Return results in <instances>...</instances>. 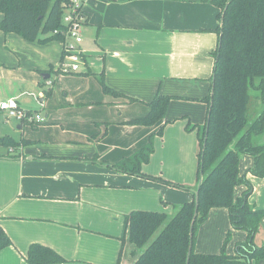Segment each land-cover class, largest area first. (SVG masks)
Wrapping results in <instances>:
<instances>
[{"label": "crops", "instance_id": "0c3cea01", "mask_svg": "<svg viewBox=\"0 0 264 264\" xmlns=\"http://www.w3.org/2000/svg\"><path fill=\"white\" fill-rule=\"evenodd\" d=\"M83 9L88 21L82 28L79 49L86 65L78 74L82 76L79 80L84 84L85 98L88 92L100 90L98 83L102 79L110 90L139 102H150L157 92L172 95L175 99L167 107V119L183 111H196L200 116L198 121L202 122L205 105L176 99L199 97L198 81L205 77L211 91L219 27V10L211 0H84ZM3 38L0 39V100L14 99L22 109L41 113L39 105L35 101L31 103L28 97L35 94L39 103L45 102L40 94L49 87L46 81L52 65L60 62L62 43L53 40L34 44L13 33ZM54 91L50 90L48 96ZM100 97V106L116 109L125 104L119 102L124 100L122 97L109 94ZM71 102L70 99L67 104ZM175 107H182L183 111L176 113ZM72 109L71 104L61 105L60 111L67 115L58 118L57 112L45 108L46 119L55 120L32 125L7 119L0 111V139L10 138L16 144L15 147L0 145V230L11 242L0 250V264H27L25 255L32 244L54 250L65 260L60 264H115L116 241L105 239L108 243L105 246L96 234L101 231L99 217L106 215L101 208L121 214L141 209L102 199L101 193L110 185L109 181L100 182V178L109 179L112 173H118L107 164L113 165L140 149L163 121L151 127L123 125L113 122L111 115H102L100 122L108 125L97 126L88 116H98L92 112L93 108L88 107L86 115L80 116L72 114ZM57 121L63 130L49 141V136L56 132ZM29 134L31 138L27 137ZM127 134L138 141L134 146L126 140ZM251 142L254 144V136ZM157 155L154 150L149 158L155 161ZM252 165L251 156H242L240 174ZM246 178L252 185L248 203L254 209H264V177L247 174ZM245 190L244 185L237 186L234 196H241ZM195 191L196 188L192 198ZM228 221L226 209L210 210L199 233L204 235L203 244L200 238V246L194 244V252H217ZM208 232L210 236L206 237ZM233 237V241L243 242L246 233L233 231ZM254 242L257 246L264 245V217Z\"/></svg>", "mask_w": 264, "mask_h": 264}, {"label": "trees", "instance_id": "16d2710c", "mask_svg": "<svg viewBox=\"0 0 264 264\" xmlns=\"http://www.w3.org/2000/svg\"><path fill=\"white\" fill-rule=\"evenodd\" d=\"M66 0H0V30L16 33L29 42L45 44L62 41L54 30H61L63 7ZM219 10L218 44L213 53L214 67L210 94L200 100L206 105V120L198 133L197 212L190 238V226L195 211V196L179 206L168 217L163 213L132 211L124 217V228L130 242L140 251L133 264H246L264 259V245L254 239L264 217V209H254L247 201L252 185L250 174L264 177V145H253L252 136L264 129V0H211ZM87 19L88 14L85 12ZM105 94L122 96L100 81ZM257 92L253 99L249 91ZM175 97L157 92L148 103V113L129 122V125L151 127L160 122L167 106ZM260 100L262 110L249 120V111ZM253 111V107H252ZM256 109H254V114ZM162 129L159 131L161 135ZM0 145L15 147L10 138H1ZM153 153L151 141L132 156L112 168L120 172L140 174L139 167ZM253 158L252 167L239 172L242 156ZM244 185L241 196L234 189ZM224 208L232 229L246 232L244 242L236 245L235 254L227 255L228 233L216 255L196 254L194 244L198 227L207 219L210 210ZM191 240V252L187 256ZM11 244L0 230V250ZM27 264H60L65 260L54 250L32 244L25 255Z\"/></svg>", "mask_w": 264, "mask_h": 264}, {"label": "rangeland", "instance_id": "374dc122", "mask_svg": "<svg viewBox=\"0 0 264 264\" xmlns=\"http://www.w3.org/2000/svg\"><path fill=\"white\" fill-rule=\"evenodd\" d=\"M0 16L2 17L1 14ZM6 34L9 33H3L0 30V39L1 40L4 39L3 37ZM18 36L21 37L20 35ZM30 43H34V42H30ZM34 44H38V43H34ZM9 49L11 48L7 44L6 50L9 51ZM2 50L4 51L3 47ZM6 54H8V52H6ZM58 64L59 62L53 64L52 68L49 71L50 74L49 81H51V86L43 88L44 93L40 94V98H43L45 102L42 101V103H39L38 96H36L35 94H30L32 97H28L31 103L33 102L34 104L35 101L37 105H39L40 108L39 110L41 112L39 114L42 116L43 119H45L46 123H50L55 119L52 118L46 119L45 115L48 113L44 111L45 108H47L49 111L53 110V112L54 111L57 112L56 116L59 118L67 115L63 111H60V106L61 105L68 106L70 104L73 108L70 111L75 116H80L82 114H85V111L87 110L88 107L93 108L92 112L94 114H98V116L96 115H88V116L89 117L91 116L90 121H95L94 123L97 126H104V124L108 125V122H104V123L100 122V120L103 119L102 115L104 117L106 116L109 117V115H111L113 122L123 125H129L128 123L131 122L132 120L144 117L148 113L149 102L147 103L139 102L136 101V99H134L135 100L134 102H130L127 101L125 98H123L124 100H119V102H124L125 104L119 105L118 107H116V109H113L112 106L109 107L100 106L99 104H101L102 102L101 100L102 97L100 96H102V94H105L102 90V86L100 83H98L100 86V90L98 89V91L88 92L85 98V96H83L84 84H82V81L79 80V78L82 76L79 74H58L56 73ZM52 89H54L55 91L53 92L52 95L50 94V96H48V92ZM66 93L68 94V96L66 95ZM196 93L200 96L199 97L182 96L176 100L190 101L194 103L197 102L205 105L200 100H202L203 98L207 97L210 94L208 77H205V79L202 81H198V87L196 89ZM249 93L251 98L253 99L257 95V92L254 90H250ZM159 94L162 95L161 93ZM95 95H100V96L94 98ZM114 97L118 98V96H114ZM70 99L72 100V102L67 104V101H69ZM173 99H171V101ZM256 102L257 104L254 107V101H253L251 105V109L249 111L248 117L250 121L254 119L256 115L263 108V104L261 103L260 100H257ZM87 103L90 104V106H87ZM252 107H253V111H252ZM254 109H256L255 114H254ZM174 111L176 113H180L181 111H183V108L175 107ZM206 112H207V108H206ZM202 113L203 114H202L201 123L198 121L200 116L196 111H191L189 113L183 111L180 115L174 117L171 120L167 119L166 115H164V118L155 125H159L162 121L163 123L160 125V127L157 128V130L153 134H151L149 137L146 138L145 142L141 146L142 148L146 146L149 141H151L153 146V151L155 150L156 154L158 153L156 160L153 161V159L149 158L148 162L142 163L139 167L140 174L120 172L115 168H111L112 165L108 163L107 165H109L108 166L109 169L114 170L118 173H112V177H110L109 179L108 177L100 178V182L105 183V181H109V185H110L108 189L104 190L103 193H101L103 195V197L101 198L114 200V201L117 200L116 202L120 204H133L135 206L141 207V209L134 208L135 210L132 211L141 210L147 212L163 213L166 214V216L168 217L172 216L175 213V210L179 206L183 205L184 203H189L192 200L193 191L198 184L197 166H198L199 143L197 142H198V133L205 124L204 122L206 115L205 109L202 110ZM166 124L167 126H165ZM171 125L173 126L169 127ZM54 128H56V132L49 136V141L52 140L53 136L56 133L59 134L63 130L59 123L55 125ZM160 129H162L161 135H159ZM29 130L31 131L32 129ZM102 133L105 134V131H103ZM135 136L138 137L139 135L135 134ZM27 137L31 138L30 134ZM157 137L161 139H157ZM126 140L130 141L132 143L131 144L132 146H134L138 142L130 134L126 135ZM24 141L33 142L32 140H28V139H25ZM253 145H264V129L261 134L254 136ZM140 149H137L127 157L132 156ZM121 160H123V158L113 165H116ZM153 186H157V188H154ZM159 186H161L160 189ZM107 190H112V192H108ZM137 196H139V198ZM101 209L105 210L104 212L106 213V215L105 217H99L97 221L98 226L101 227V231L96 233L97 236H100L102 238V241L103 243H105L104 244L105 246L108 244L105 242V239H112L116 241V246L114 245V255H116L115 264H121L122 262L124 264H133L139 257V250L135 245H133L130 242L128 233L124 228V217L132 211L121 214L120 212L119 213L111 212V210L107 208H101ZM115 214H119V215H115ZM205 221L198 227L196 240H195L196 246H200L199 245L200 238L202 239V237L204 236L203 234H199V233ZM229 223H228V227L224 230L223 233L224 236L221 240L220 246L216 249L217 252H211V253L195 252V253L204 254V255L219 254L221 252L223 242L227 234L229 233L230 237L225 247V253L227 255H234L236 245L238 244V242L233 241L234 239L233 231H242L244 233L246 232L243 230L232 229ZM109 226L111 229H109ZM108 231H110V234H108ZM114 233H118V234H114ZM209 233L210 232L206 233L207 236L206 235L205 236L209 237L210 236ZM202 241L203 239L201 240V243ZM195 245H194V251H195ZM230 247H232L231 251L228 252ZM262 261H264V259H261L259 261L251 260L249 263L246 264H260Z\"/></svg>", "mask_w": 264, "mask_h": 264}, {"label": "built area", "instance_id": "2783aa9c", "mask_svg": "<svg viewBox=\"0 0 264 264\" xmlns=\"http://www.w3.org/2000/svg\"><path fill=\"white\" fill-rule=\"evenodd\" d=\"M84 0H66L62 4V29L54 30L53 35L62 38V56L57 66L58 74H78L84 70L86 60L79 49L82 43V28L88 19L83 9ZM51 86V81H46ZM0 111L7 119H13L20 124H40L45 121L39 113L22 109L14 99L0 101Z\"/></svg>", "mask_w": 264, "mask_h": 264}, {"label": "water", "instance_id": "95a60500", "mask_svg": "<svg viewBox=\"0 0 264 264\" xmlns=\"http://www.w3.org/2000/svg\"><path fill=\"white\" fill-rule=\"evenodd\" d=\"M45 77H47V76H45ZM198 191H199V187L196 189L195 194H194L196 203H195L194 216H193V219H192V222H191V226H190V238H191V232H192V225L194 223V220H195V217H196V212H197ZM190 252H191V240H190V246H189V250H188L187 263H188Z\"/></svg>", "mask_w": 264, "mask_h": 264}]
</instances>
